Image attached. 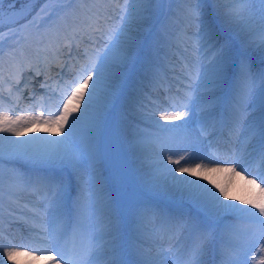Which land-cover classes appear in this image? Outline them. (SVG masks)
Segmentation results:
<instances>
[{
  "label": "bare ground",
  "instance_id": "1",
  "mask_svg": "<svg viewBox=\"0 0 264 264\" xmlns=\"http://www.w3.org/2000/svg\"><path fill=\"white\" fill-rule=\"evenodd\" d=\"M55 1L56 3L50 4L47 13L56 14V17L47 27L38 26L37 21L42 16V12H39L27 26L12 32H2L0 35V40L4 41V46L0 48V63L5 79V84L0 86V115H7L13 119L22 118L14 125L20 129L19 136L13 132H0L2 138L0 183L7 182L17 172H25L24 166L19 162H34L37 166L50 163L58 168L38 172L41 177L28 181L32 186L27 192H24L25 183L16 190L18 193L15 195L3 189L6 187L5 184V187L0 184L2 196L0 213L6 217L5 220L0 219L2 250L16 248L21 253L32 252L34 256L40 257L34 260L32 256L20 255L12 261L6 257L4 264H52L47 257L54 255L59 257L53 249L61 250L66 256H79L92 236L96 237L93 243L99 249L100 264H112L114 261L129 264L143 259L153 261V264H171L169 259L173 257L176 260L183 257L181 264H188L194 243L214 227L219 228L216 244L209 246L210 248H201L195 256L194 264H221L220 260L228 253L227 246L232 239L243 245L242 250L237 248L234 255L239 257L240 264H245L246 257L252 253L250 247L264 244V235L253 236L256 229L254 225L249 224L250 218L242 214L239 217L235 213L225 214L222 210L212 215L205 214L200 204L190 198L187 185L179 184L173 177L206 185L207 189L216 193L224 204H235L239 208L258 213V209L242 201L258 200L260 188H264V178L260 181L254 173L253 164L262 160V157L256 155V149L261 148L258 129L261 117L264 116V112L261 111L264 104L261 95L264 83L255 88L253 96L247 101L254 103V110H258L261 115L250 109L245 111L244 105L248 104L241 103L237 109L243 110H238L233 117L228 115L223 119L212 118L205 123L202 122L198 127L193 121L194 117L195 119L202 117L201 114H195L194 110H201L199 112L207 114L209 107L223 103L226 96L223 91L229 86L241 88L239 63L236 62L240 57L239 49V52L243 49L247 51L246 53L255 54L259 60L264 59V46L258 42V34L264 28V21L258 12L260 5L257 4L254 8L250 6V11L244 10L246 16L242 9L243 15L226 22L210 0V11L217 16L218 24L225 31L235 33L233 37L235 40L218 35L214 20L205 13L201 18L203 24L190 19L186 13V9L191 6L188 0L171 2L166 6L165 12L160 13V0L139 5L144 9L143 15L127 22L126 31L120 36L121 47L109 54V67L105 73L103 92L93 101L87 118H81L78 122L80 126L83 123H101L105 143L108 141L109 132L113 134L115 157L118 158L121 169L127 174L129 178L127 180L120 177L110 163L107 144L101 148L98 146L85 148L87 134L94 138L98 129L77 126L69 133L73 118L84 112L85 101H81L79 110L72 113L63 130L58 124L46 122L49 117L58 115L63 110V100L71 94L69 91L65 95V89L69 86L74 88L78 83H82V78H86L91 71L90 60L98 54L103 55L110 46L113 30L122 23L119 19L120 14L118 16L115 14L116 9L112 8V4H115L113 0H97L96 10L93 8L89 10L93 14L82 11V7L88 6L90 0ZM119 2L122 6L123 0ZM233 7L239 6L226 2L221 5V10ZM109 11L115 15L110 24L102 20V16H108ZM156 15L160 17L159 21L155 28L147 32L145 24L150 23ZM74 23L78 26L75 27ZM206 29L211 33L210 40H205L203 36ZM98 35L99 40L96 39ZM142 42L145 43V47L140 44ZM170 42L183 47L184 55L176 51L171 54ZM221 46H226V55L234 61L230 64L227 57L224 75L218 77V69L215 67L216 51ZM166 57L177 60L175 69L179 73L173 75L164 73V66L168 65ZM59 65V69H65L64 76L68 81L66 88L56 83L54 79L53 70L58 74ZM80 66L82 70L77 72L76 68ZM190 69L195 74L200 72V78L197 76L195 80L191 78L188 81L189 87L183 94L175 95L176 78L183 73H189ZM37 71L41 74L36 75ZM232 73L233 81L229 84V76ZM252 78L254 82L261 80L260 74L255 77L252 75ZM17 79L19 84L16 83ZM45 79L53 84L55 90L51 100L46 99L38 91L41 89L38 87L46 83ZM95 79L93 73V80ZM138 80L151 90L150 93L142 89L138 95L133 94V88H137ZM198 80L200 82H196ZM210 81L214 83L208 84ZM91 83L90 81L88 88L85 89V100L87 93L91 91ZM9 86L12 88L11 95L7 91ZM189 93L193 98L191 102L186 99ZM231 94L232 92L228 94L229 98ZM113 95L117 97V101L112 107L114 99L109 103L108 97ZM133 95L135 102L129 103V110L121 115L118 111H121L126 97ZM156 95L167 99L165 107L156 99ZM27 97L34 99V103L26 102ZM13 103H17V106L15 107ZM183 104H188V107H181ZM74 106L75 101L69 107ZM178 112H188V115L183 120L160 119L161 115H175ZM99 115H104L106 121L103 122ZM214 123H220L223 132L213 136V144L221 146V149L217 151L219 158L211 160L204 152L207 141L199 135ZM160 125H168V128L162 129ZM250 126L257 130L256 135L249 133ZM233 139L239 146L236 153L237 161L228 165L225 162L232 161L233 158L223 145L227 141L232 143ZM12 141L25 143L12 144ZM50 141L56 143H49ZM250 141L253 142L249 144L250 151L254 152L252 155L245 149V143ZM76 148L84 152L80 153ZM150 155L154 157L147 159ZM169 156L173 161L181 156L185 159L176 165L169 163ZM10 158L19 162L5 165V160ZM105 162L107 166H104ZM238 164L244 165L241 167ZM196 165L200 167L197 168ZM176 167H188L192 171L185 173L169 171ZM233 167L234 172L227 171ZM239 167L241 172L237 171ZM106 178L113 185L115 181L119 186H123L128 193L127 196L132 198V202L125 207L129 210L125 221L118 217L116 211L118 206L114 205L116 201L107 191L109 184H105ZM250 180H255L256 183L250 184ZM134 184H137L138 188ZM220 188L227 192V199L220 195ZM70 191L74 194L70 198V203H75L78 199L86 202L74 211L68 208ZM64 195L68 196L62 199ZM19 198L22 202L10 216L9 208L14 204V200ZM53 198L56 200V206L51 203ZM38 203L53 210L41 211L37 208ZM137 214H142L139 221ZM218 217H223L222 222L207 224ZM25 224L30 226L28 234L22 233V226ZM126 224L131 226L127 231L124 230ZM182 224L185 230L177 243L170 245L179 237L176 233ZM152 226L161 229L158 232V240L148 239L146 230ZM108 229L111 230L109 238H103ZM192 230H195L194 235L187 237V233H191ZM61 232L62 238L54 242L52 236ZM7 233H11L14 240H11ZM137 236L147 243L142 248V253L139 252L141 245L135 243ZM122 239L128 244L127 248L122 247ZM12 245H18L19 248ZM177 246H181L179 251ZM33 249L38 250L33 252ZM150 249L153 252L149 253ZM252 257H256L255 262H258L264 258V252L252 254Z\"/></svg>",
  "mask_w": 264,
  "mask_h": 264
},
{
  "label": "snow or ice",
  "instance_id": "2",
  "mask_svg": "<svg viewBox=\"0 0 264 264\" xmlns=\"http://www.w3.org/2000/svg\"><path fill=\"white\" fill-rule=\"evenodd\" d=\"M113 2L116 5V8L119 9V19L122 22L120 26L113 30V34L110 40V46L105 50L103 55H96L94 59L90 60L91 63V71L86 76V78H82V83H78V86H75L74 88L69 86L67 89H65V95H67V92L70 91V95H67V99L63 100V110L59 112L58 115H54L49 117L46 122L52 123V124H58L61 128V130L64 129V125L68 122L69 117L72 115L73 112H76L79 110L81 101H85L84 103V112L81 113L80 116H76L72 120V126L69 127L68 131L69 133L72 132L73 127L81 120V118H87L88 116V110L91 108L92 103L94 100L97 99L98 95L103 92L105 84V73L109 67V54L113 52L114 49L121 47V40L120 36L123 32L126 31V24L127 22L131 20H135L138 17L143 15L144 9L142 7H139V5H143L145 3V0H123V5L121 6L119 0H113ZM189 4L192 5L186 9V13L190 19L198 20L203 24V20L201 19L203 16V12L201 9V4L205 2V0H188ZM225 2H230L233 5H238L239 7H233L229 8L227 10H221V5ZM212 3L215 5V10L220 13L222 18L226 22H231L238 17L241 16V10H247L249 6L255 7V5L259 4L260 8L258 9V12L260 14L261 20L264 21V0H212ZM96 31H102V29H96ZM203 36L205 40H210L211 33L209 30H205L203 33ZM75 38V37H73ZM258 42L261 46H264V28L260 31L258 34ZM226 46H221L216 51V69H218V77L223 76L225 72V64L227 61V55L225 52ZM243 56L244 54L241 53ZM93 73L96 76V79L93 80ZM238 73L241 77V88L244 98H250L253 96L254 89L252 85L254 84V79L252 78L251 73V66L250 64L245 60L241 59L238 64ZM41 73L39 71L36 72V75H40ZM197 78H200L201 73L197 72ZM260 79L262 83H264V70L261 71ZM91 83V91L87 93V98L85 100V89L88 88L89 82ZM16 83L19 84V79L16 80ZM5 84V79L3 75V68L2 63H0V86ZM45 84H41V87H45ZM27 87V85H25ZM191 87V86H190ZM7 91L9 92V95L12 94V88L9 86ZM262 99H264V89H262L261 92ZM186 99L191 102L192 96L191 93L187 94ZM73 101H75L74 107H69L72 105ZM181 107L187 108L188 104H183ZM247 108H245V111ZM261 111L264 112V104H262ZM188 115V112H178L175 115H161L160 119L164 121H176V120H183ZM21 117H16L13 119L10 116L7 115H0V132H13L15 135L19 136L20 129L18 127H15L14 125L21 120ZM162 129L168 128V125H160ZM248 131L252 135L257 134V130L254 127H249ZM258 134L261 138V151L262 154H264V116L261 117L260 126L258 129ZM2 139V138H0ZM12 144H23L25 142L20 141H12ZM49 143H56V142H49ZM51 155V154H47ZM185 157L181 156L179 159L173 161L172 157L169 156L168 160L169 163H175L176 165L180 164L181 160H184ZM262 159H264V155H262ZM197 168L200 167V165H196ZM216 171H219L221 169H214ZM169 171L174 172H180L185 173L192 171V169L188 167H176L175 169H170ZM227 171H235V167L231 169H227ZM264 178V177H262ZM173 179L177 180L179 184H185L187 185V190L189 193V196L191 199L196 201L200 204L201 210L205 212L207 215H212L213 213L222 210L225 214L229 213H235L239 217L241 214L245 217L250 218L249 224L254 225L256 231L253 233V236L264 235V188H260V197L259 199H248L242 201L246 204H251L253 207L258 209V213L250 212L248 209L245 208H239L235 204H224L219 196L216 195V193L211 192L210 189H207L206 185L197 184L195 181H187L184 178H176L173 177ZM250 184H255V180H250ZM219 188V185H217ZM259 187V185H257ZM203 190V191H200ZM220 195L224 196L226 199L228 198L227 192L223 188H220ZM232 199H235V197H232ZM53 206H56V200L53 198V201L51 202ZM196 225H193V228H195ZM47 231V229H46ZM63 233H58L56 235L52 236L53 241H58L60 238H62ZM96 239L95 236H92L89 238V242L87 247L84 249V251L78 256H66L61 250L59 249H53V251L57 252V255L60 257V259H57L56 256H49L47 259H50L52 261V264H61V261H63V264H100L99 261V249L96 247V245L93 243V241ZM255 242V241H254ZM202 248V241H197L194 243L192 255L190 258V261L188 264H194L195 262V256L198 251H200ZM38 249H33L34 251H37ZM260 252H264V244H261ZM24 255V256H32V259H40V257H36L33 255L32 252H23L21 253L16 248H9L7 251L2 250V246H0V264H4L3 257L7 256L8 260L12 261L15 259V257ZM252 259L255 261L256 257H252ZM112 264H120V262H112ZM129 264H153V261H150L148 259H143L139 262H129ZM225 264H240L239 257L234 254H228L227 259L225 260ZM258 264H264V258L260 259Z\"/></svg>",
  "mask_w": 264,
  "mask_h": 264
},
{
  "label": "rangeland",
  "instance_id": "3",
  "mask_svg": "<svg viewBox=\"0 0 264 264\" xmlns=\"http://www.w3.org/2000/svg\"><path fill=\"white\" fill-rule=\"evenodd\" d=\"M16 1L18 0H0V15L4 13V11L6 9H10L12 7V4H14ZM152 0H145V3H149ZM177 0H160V11L165 12V8L166 6L169 5V3L171 2H176ZM210 0H205L204 3L201 4V9L202 12L205 13L206 15L210 16L213 20H214V25L216 27V29L218 30V35L224 36V37H230L232 39L235 40L234 35L235 33H230L225 31L224 29L221 28V26L218 24L217 21V16L211 12V6H210ZM21 3V4H20ZM51 3H56L55 0H19L18 3L16 4H20L18 5L17 10H15L13 12V14H11L10 17H5L4 16H0L2 18H0V35L2 32H6V31H15L17 28H20L22 26H27L28 24H30L31 19L35 18V14L42 12V16L39 17L38 19V26L39 27H47L51 20H53L56 17V14L54 15H50L47 13V9L49 8ZM226 4V2L224 3ZM98 5V1L97 0H90L88 2V6H83L82 7V11L84 12H89L90 14H93L90 10V8H93L96 10V6ZM192 6V5H191ZM259 7V6H258ZM14 8V7H12ZM11 8V9H12ZM112 8L116 9V15L118 16L119 13V9L116 8L115 4H112ZM251 7L249 6L247 10H249ZM13 10V9H12ZM250 11V10H249ZM9 12V11H8ZM244 15L246 16V11L243 10ZM242 14V13H241ZM158 15V14H157ZM157 15L155 16V18L153 20H151L150 23L145 24V27L147 29V32L151 31L153 28H155L157 22L159 21V18L157 17ZM243 15V14H242ZM259 15V14H258ZM6 16V15H5ZM93 17H95V15H93ZM115 15L113 16V12L109 11L108 16H102V20L104 19L105 22H107L108 24H110L111 19L114 18ZM83 21V20H82ZM76 26H78L77 23H74ZM157 35V34H156ZM159 36V35H157ZM102 37V36H101ZM96 39H100V36L98 35ZM183 41V39H181ZM85 41V40H84ZM169 41V40H167ZM4 41L0 40V48L3 47ZM142 46L145 45L144 42L140 43ZM172 49H177L178 51H180V53L183 54V50L184 48L177 45L175 42H170ZM145 47V46H144ZM240 50V49H239ZM238 53L240 54V57H238L236 59V62L239 63L241 59H245L251 66V72L253 77H255L258 74H261V71L264 70V59L263 60H259L256 58V55L253 53H246L247 51H240ZM236 52V51H235ZM232 53V52H231ZM234 53V52H233ZM241 53H243L244 55L242 56ZM264 56V55H263ZM229 57V56H227ZM194 60H197L196 58H193ZM131 61H134V59H131ZM171 64L175 63V59L172 58L169 60ZM233 58L229 57V63L232 64L233 62ZM170 66V64H169ZM170 70L171 73H174L175 69L172 68H168ZM197 74V73H196ZM195 72L191 69V74H184L181 75V77H183L182 79L177 80L178 83H180L181 85H188V80L191 78V76L195 78L196 76ZM233 75L229 76V80H231L233 78ZM185 79V80H183ZM124 80V79H123ZM260 82H256L252 85L254 91L255 88H257L258 84H262V81L259 80ZM214 83V81H210L209 84ZM138 84L141 85V83L138 81ZM143 87L140 86V88H136L133 93L134 94H138L139 90ZM183 88V86H182ZM185 88V86H184ZM238 89H236L234 87L233 89V93L240 94V98L242 101L246 100V98L243 97V93H242V89L240 87H237ZM230 89V88H229ZM228 89V90H229ZM175 90L178 92L181 91V87H175ZM115 91H118V89H115ZM148 92H150L149 90H147ZM113 97V98H112ZM112 97H108L109 103L110 100L114 99L113 103H112V107L115 105L116 101H117V97H115V95H113ZM115 97V98H114ZM161 99V98H160ZM236 99V98H234ZM164 100V99H161ZM135 101L133 97L131 96H127L126 97V102L124 103V105L121 106L122 110L118 111L120 112V114H124L125 111L129 110V103ZM115 108V107H114ZM120 110V109H119ZM101 117V120H103V122L106 121V117H104V115H99ZM101 123H83L82 126H80V123H77L74 127H81V128H85V127H94L96 129H98V133L95 135V137H91V135L88 133V141L85 143V148L86 149H91L95 146H98L99 148L105 146L107 144L108 146V150H109V154H110V163L112 164V166L115 168V170L117 171L118 175L121 177H124L125 179H129L127 174L121 169L119 163L118 162V158L115 157V153H114V139H113V134L111 132H109L108 135V141L107 143H105L103 141V127L100 126ZM76 151H79L80 153H83L84 150H80L79 148H76ZM153 156V155H152ZM103 157V156H102ZM17 163L19 161H16L14 158H10V159H6L5 160V165H12L13 163ZM20 164H22L24 166L25 172H17L15 173V176L13 178H10L9 180H7V182L5 181V183L2 181V183H0L1 185L4 186L5 184V188H3L4 190L8 191L10 194H14V192L20 188V186H22V184L26 183V181H29L30 179H39L41 176L38 174V172H40L41 170H46V169H58L56 165L47 163L44 165H36L34 164V162L30 163V162H19ZM104 166H107V163H104ZM40 176V177H39ZM109 184L108 185V189L107 191L109 192L110 197L114 196V199L118 201V205H120V208H125V206H127L128 204H130L132 202V198L127 196V192L125 191V188L123 186H119L118 183H116L114 181V185L111 184L110 180L108 178H106L105 180V184ZM25 185V184H24ZM136 185V184H135ZM137 186V185H136ZM123 189V191H122ZM123 193H126L123 195ZM126 195V196H125ZM117 196V197H116ZM2 198V196H0V199ZM111 200V199H110ZM20 202H14V205H18ZM79 203H81V200H78V202H76V204L78 205ZM83 203V202H82ZM86 203V202H85ZM39 204V203H38ZM40 205V204H39ZM42 206V205H41ZM41 208H45V207H41ZM10 209L15 210V206L10 207ZM118 211V210H117ZM122 211H125L122 210ZM9 215H12L9 214ZM5 219V215L3 213H0V219ZM181 229H180V233H181ZM150 235L149 238H152V236L156 235L153 231H149Z\"/></svg>",
  "mask_w": 264,
  "mask_h": 264
}]
</instances>
